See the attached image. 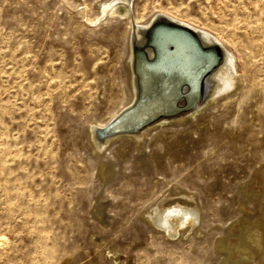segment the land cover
<instances>
[{"label":"rangeland","instance_id":"rangeland-1","mask_svg":"<svg viewBox=\"0 0 264 264\" xmlns=\"http://www.w3.org/2000/svg\"><path fill=\"white\" fill-rule=\"evenodd\" d=\"M105 1L0 0V264H220L232 222L264 235V191L243 192L264 165V0H134L128 19ZM159 16L234 52L240 92L98 149L90 131L129 103L132 26ZM186 192L202 235L167 238L144 213Z\"/></svg>","mask_w":264,"mask_h":264},{"label":"bare ground","instance_id":"bare-ground-1","mask_svg":"<svg viewBox=\"0 0 264 264\" xmlns=\"http://www.w3.org/2000/svg\"><path fill=\"white\" fill-rule=\"evenodd\" d=\"M133 2L134 0H108L100 5V11L103 16L118 15L128 19L131 17L130 9ZM165 21L171 20L159 16L147 21L144 28L132 26L126 63L129 103H126L124 111L131 108L133 110L122 116L105 135L135 131L103 138L97 136L99 130L107 127L124 112L119 111L104 125L91 129L92 141L98 149H102L115 137L127 136L139 143L150 125L139 130L142 126L161 115L170 116L177 113L176 102L180 98V88L184 84L187 85L183 88L185 98L180 105L187 106L189 114L183 113L173 118L160 119L158 124L155 123L156 126L163 127L169 121L180 122L195 117L200 112L192 114L191 112L199 110L205 104V98H208L206 106H210L225 92L231 93L232 96L240 92L241 83L236 60L238 57L234 52L231 50H228L229 53L225 52L219 38L203 33L193 26L183 24L195 31L196 35L164 25H157L151 30L154 24ZM218 43L221 45L220 48L216 47ZM221 56L223 59L218 69L214 72L215 68L212 71L214 73L211 72L204 79L203 102L194 108L200 99L203 77L218 63ZM156 58L157 61L152 63ZM262 191L264 165L253 172L251 180L243 187L245 195L253 198H257ZM174 196L176 197L168 194L163 196L154 207L144 213L145 220L170 239L184 237L186 233L201 236L203 231L201 215L195 195L186 192ZM238 205L243 210L246 209L244 199ZM214 243L215 250L222 257L220 264H251L257 256L264 264V235L258 220L253 221L246 217L232 222Z\"/></svg>","mask_w":264,"mask_h":264},{"label":"water","instance_id":"water-1","mask_svg":"<svg viewBox=\"0 0 264 264\" xmlns=\"http://www.w3.org/2000/svg\"><path fill=\"white\" fill-rule=\"evenodd\" d=\"M172 23V22H170ZM157 25H164V22H159V23H156L154 24L152 27H151V30H153ZM164 26H167V25H164ZM157 61V58L155 61H153L152 63H155ZM133 110V108L127 110L126 112L124 111L123 113H121L111 124H109L107 127H105L104 129H101L97 132V136H99L100 138H103V137H107V136H112V135H115V134H125V133H131L135 130H130V131H120V132H115V133H112V134H108V135H105V133L122 117L124 116L125 114H127L128 112H131ZM181 112L185 113L187 112L186 110H181L179 111L178 113H175L173 115H170V116H167V115H161L159 116L157 119H155L153 122H150V123H147L145 124L144 126H142L141 129L139 130H142L144 129L145 127L151 125V124H154L156 122H158L160 119H163V118H173V117H176L178 116Z\"/></svg>","mask_w":264,"mask_h":264}]
</instances>
